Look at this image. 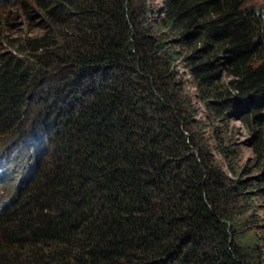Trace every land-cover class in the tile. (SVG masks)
<instances>
[{"label": "trees", "instance_id": "trees-1", "mask_svg": "<svg viewBox=\"0 0 264 264\" xmlns=\"http://www.w3.org/2000/svg\"><path fill=\"white\" fill-rule=\"evenodd\" d=\"M0 3V135L44 137L0 169V264H264L251 0Z\"/></svg>", "mask_w": 264, "mask_h": 264}, {"label": "rangeland", "instance_id": "rangeland-1", "mask_svg": "<svg viewBox=\"0 0 264 264\" xmlns=\"http://www.w3.org/2000/svg\"><path fill=\"white\" fill-rule=\"evenodd\" d=\"M254 4L255 7L258 9V12L264 17V0H251ZM146 4L152 6H156L158 4V0H146ZM7 9L12 10L11 6H7ZM2 9V4L0 3V12ZM5 15V14H1ZM3 16L0 17V19ZM19 32L16 30L10 31L7 33V36H10L11 38L17 37ZM2 41H0V47H4L3 44H1ZM35 104H32L34 106ZM36 110V106L33 109L32 107V113H34ZM39 135V133H35ZM245 134V133H243ZM14 134H3L0 135V169L4 168L6 171V179H8L12 175L20 176L26 173L27 169L33 165L35 156L41 152V148H43L44 137H39V138H33L34 142L36 143L37 147L32 141H16L14 140ZM243 140V139H240ZM13 141V144H9L8 147L9 149H6L3 146V143ZM251 156V150L247 145H243L242 147V160L248 159V157ZM10 187L9 183L6 180H1L0 181V202L2 200H6L8 195H9ZM261 201L259 199H256L255 205H259ZM257 214L260 216L261 220V225L257 226L255 228L257 232V236L259 237L258 242L261 246L264 248V211L262 209L257 210ZM264 253V249H263Z\"/></svg>", "mask_w": 264, "mask_h": 264}]
</instances>
